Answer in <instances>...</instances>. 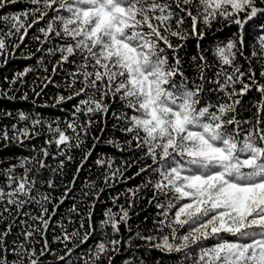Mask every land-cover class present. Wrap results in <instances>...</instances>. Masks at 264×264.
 I'll return each mask as SVG.
<instances>
[{"label": "snow or ice", "instance_id": "1", "mask_svg": "<svg viewBox=\"0 0 264 264\" xmlns=\"http://www.w3.org/2000/svg\"><path fill=\"white\" fill-rule=\"evenodd\" d=\"M17 3L26 6L0 15L6 26L0 28V66L16 58L33 28L41 55L36 65L3 78L8 87H0V101L15 102L25 77L39 71L44 75L30 87L34 105L49 86L57 91L44 107L67 111L64 106L76 102L63 119L0 110V119L14 121L0 127L3 148L44 136L32 155L14 157L7 167L0 160V264H115L122 249L131 252L123 264H149L141 248L176 255L177 264H264V23L254 25L251 44L245 39L246 25L264 19V0H0V10ZM218 19L238 26L239 34L216 45L210 61L200 25L207 29ZM190 37L198 49L191 57L194 79L180 56ZM21 55L31 60L35 53ZM253 89L256 111L239 119L241 99ZM19 99L28 101L29 93ZM109 120L112 135L105 136ZM97 125L98 136L92 132ZM101 145L140 155L117 164L98 153L94 163L103 172L86 178L77 197L80 173ZM73 150L82 156L64 182ZM133 167L134 175L125 176ZM145 173L141 184L110 195L111 207L94 220L105 203L102 193ZM56 177L64 188L58 197ZM144 190L152 192L148 203L156 209L152 227L125 238L121 228L132 233L131 213ZM69 199L87 212L74 202L64 218L68 226L56 221L52 243L60 247L53 250L47 233ZM31 205L38 211H25ZM14 228L19 231L9 239ZM94 235L99 238L89 244Z\"/></svg>", "mask_w": 264, "mask_h": 264}, {"label": "trees", "instance_id": "2", "mask_svg": "<svg viewBox=\"0 0 264 264\" xmlns=\"http://www.w3.org/2000/svg\"><path fill=\"white\" fill-rule=\"evenodd\" d=\"M24 3H17V4H10L7 5L5 8L0 10V15H14L18 13L20 10L25 8ZM264 23V19L256 20L254 22H250L249 25H246L245 30V39L248 44H251L254 41V35H255V24ZM43 22H41V25ZM185 27L190 28V21L186 22ZM201 29L204 30V39L200 42L202 47L206 49V55L208 56L209 60H213V51L216 45L221 43H227V41L231 38H235L239 34L238 26L235 24H230L228 21L223 19H218L217 21L213 22L210 28L204 29L203 25H200ZM0 28H6L5 24L3 22H0ZM36 33V29L33 28L29 31L28 36L25 38L24 44L21 45V48L17 50L16 58L9 59L7 65L0 66V87L7 88L8 85L4 83L3 78L8 77L11 79L14 72L21 71L25 66L27 65H36L37 64V58L41 55L40 52H37L36 49L40 46L38 42L34 41L32 39V36ZM179 41L173 39V43H178ZM183 48L180 51L181 58L185 61L184 64V70L187 75H189L190 78H195L194 75V68L192 67V61L191 57L197 54V40L193 37H190L187 41L182 42ZM44 47H48V45H44ZM29 51L34 52L35 56L31 60L24 59L21 55V52L28 53ZM169 55H171V52L169 50ZM0 61H2V58H0ZM247 67V65H245ZM49 69H51V65H49ZM211 71L209 70V75H211ZM43 72H33L29 73L27 77H25L27 83L23 86L20 92H17V100L15 102L3 100L0 101V110H11L13 111L14 115L17 110H24L29 112H39L46 120H51L56 117H60L63 119L64 117L69 115V112L71 111L72 104H74L76 101H70L67 105L64 107L67 109V111H61L59 108H51V107H44L43 105L45 102L51 104L53 101L50 99V97L54 96L57 89L49 86L47 89H45L44 94L36 100L35 105L32 103L33 101V93L30 91V87L33 86V82L37 80L38 76H43ZM60 75L56 76L55 79L59 81L61 79ZM239 87V85H238ZM39 91V88H37ZM62 90V89H61ZM27 91L29 93V100L23 101L19 99V96ZM66 94V93H65ZM207 99V97H206ZM259 99V94L253 89L250 93H248L246 96H244L241 99V105L238 106V112H239V119H249L253 116L256 109L252 107V105ZM14 121L11 119H0V127L3 125H11ZM63 126V125H62ZM102 125H97L93 130V135H100L99 128ZM112 121L109 120L108 127L105 131V136L112 135ZM247 127V126H246ZM117 136H121L120 133H115ZM121 138H123L121 136ZM103 139V137H102ZM44 141V136H41L37 140L26 142V146L24 147H17L16 145L11 146L10 148H3L2 145H0V160H4L5 163L2 165L3 167H7L8 163H15L14 157H24L32 155V145H35L37 148H39ZM92 140L89 138L86 142V147H91ZM51 151L55 152V146L53 145ZM98 153H107L116 158V163L119 164L121 161V158H129L133 155L139 156L140 153H132V152H118L115 149L107 146H98L93 153V156L89 158L88 163L85 166V169L81 171L76 189L75 195L77 197L81 196V189L84 187V181L86 178L91 177L92 179H95L97 175H100L103 172V169L97 168L94 161L96 159V155ZM73 155L75 157V160L73 163H70L65 168V175H64V182L70 181L72 179L73 174L75 173V169L77 167V164L80 161V158L82 156V152L79 150H73ZM49 162L52 163L51 158H49ZM151 161H148L150 163ZM137 171L136 167H133L129 169L125 173V176H133L134 173ZM49 175L48 172L44 173V176L47 177ZM147 177V173L143 174L142 176H137L135 179L128 180L126 183L118 184L117 187L113 189L106 190L104 193H102V199L105 201L104 204H98L96 211L94 213V220L99 221L102 218V212L106 207H111V201L109 199L110 195H115L117 192H123L127 188H133L136 185H139L142 183V181ZM57 183L61 186L53 192L54 196H60L63 191V184L61 183L60 177H56ZM2 182V181H0ZM152 197V192L150 190H144L141 193L140 199L137 200L136 206L133 209L131 215L132 219L129 221L130 225L132 226V233H128L124 231L123 227L121 228L122 234L127 238L129 235H134L137 229L144 231L148 228L152 227V221L156 213V209L153 206H150L148 201ZM77 203L78 206L81 209L82 213L87 212V207L84 204H81L79 200L73 201L71 199L65 201L64 204L60 205L59 209L57 210V214L53 217V224L50 226L49 232L47 233V239L49 243L51 244V247L53 250L58 249L60 246L58 244L52 243L53 236L56 235L59 232V228L56 225V221L63 220L64 224L67 225V220L64 219L69 215V208L73 203ZM56 203V201H53V204ZM120 203H123V198H121ZM52 204H49V210L51 211ZM32 210V211H38L35 205H31L29 208H26L25 211ZM136 213H139V215H136ZM7 215V213H5ZM147 218V219H146ZM77 221L79 218H76ZM7 221H5V224ZM78 226V223H77ZM4 227V224H0V228ZM69 230H71V227L69 226ZM19 231V228L13 229V236L9 239H12L15 237V234ZM98 236H93L89 240V244H94L95 241L98 239ZM229 239H233L232 237H228ZM37 239H40L39 236H37ZM211 241H209L210 243ZM43 241L41 240V244ZM143 242L136 240L134 242L135 245H141ZM40 244H37V249L40 248ZM85 249L88 247V245L83 246ZM131 256V252H124L122 249L121 255L117 256L115 259V264H123V259L125 256ZM140 255H145L146 259L149 261V264H156V262H160V264H177V256L172 255H164L163 253L153 250L150 253H145V250L143 248L140 249Z\"/></svg>", "mask_w": 264, "mask_h": 264}]
</instances>
